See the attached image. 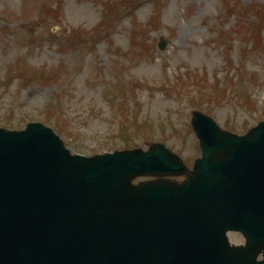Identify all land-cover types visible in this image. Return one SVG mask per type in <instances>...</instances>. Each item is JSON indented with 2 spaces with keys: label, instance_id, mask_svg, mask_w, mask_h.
<instances>
[{
  "label": "rangeland",
  "instance_id": "obj_1",
  "mask_svg": "<svg viewBox=\"0 0 264 264\" xmlns=\"http://www.w3.org/2000/svg\"><path fill=\"white\" fill-rule=\"evenodd\" d=\"M226 1L0 0V127L41 123L87 156L162 142L186 163L192 110L245 133L264 119V1Z\"/></svg>",
  "mask_w": 264,
  "mask_h": 264
},
{
  "label": "water",
  "instance_id": "obj_2",
  "mask_svg": "<svg viewBox=\"0 0 264 264\" xmlns=\"http://www.w3.org/2000/svg\"><path fill=\"white\" fill-rule=\"evenodd\" d=\"M192 125L202 158L191 171L163 149L85 159L71 157L40 125L19 134L0 129V264H63L64 251L81 228L87 236L77 241L80 245L101 247L105 256L115 250V260L106 257L100 264H177V250L166 242L128 246L114 236L121 224L149 226L147 211H168L165 226L184 233L181 264H226L199 255L194 232L187 229L197 226L199 211H213L222 231H240L251 249H264V123L242 137L220 131L198 113ZM29 137L36 141L27 143ZM141 175L186 180L131 187V179Z\"/></svg>",
  "mask_w": 264,
  "mask_h": 264
},
{
  "label": "bare ground",
  "instance_id": "obj_3",
  "mask_svg": "<svg viewBox=\"0 0 264 264\" xmlns=\"http://www.w3.org/2000/svg\"><path fill=\"white\" fill-rule=\"evenodd\" d=\"M17 142H19V143H22L23 142V140H16ZM32 141H36V138H31V137H29L28 139H27V143H29V142H32ZM39 143V142H38ZM40 144V143H39ZM41 145V144H40ZM31 146H33V147H35V144H31Z\"/></svg>",
  "mask_w": 264,
  "mask_h": 264
},
{
  "label": "flooded vegetation",
  "instance_id": "obj_4",
  "mask_svg": "<svg viewBox=\"0 0 264 264\" xmlns=\"http://www.w3.org/2000/svg\"><path fill=\"white\" fill-rule=\"evenodd\" d=\"M261 257H257L256 260H260Z\"/></svg>",
  "mask_w": 264,
  "mask_h": 264
}]
</instances>
